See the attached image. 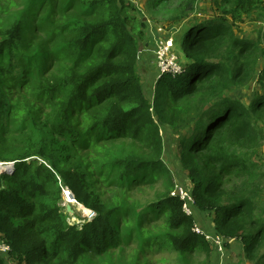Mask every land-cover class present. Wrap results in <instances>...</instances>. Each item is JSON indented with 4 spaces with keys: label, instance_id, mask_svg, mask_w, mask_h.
Segmentation results:
<instances>
[{
    "label": "trees",
    "instance_id": "obj_1",
    "mask_svg": "<svg viewBox=\"0 0 264 264\" xmlns=\"http://www.w3.org/2000/svg\"><path fill=\"white\" fill-rule=\"evenodd\" d=\"M196 1L189 0L170 18L172 23L188 21ZM67 2L80 7L82 19L51 25L49 37L55 36L52 40L60 45L48 54L68 60L70 67L55 80L39 82L28 107L11 100V88L28 86L33 72L48 70L50 60L40 67L42 52L27 53L20 47L21 18L4 32L0 44V162L13 163L12 172H0V240L10 247L0 264H80L87 256L114 249L132 232L144 241L145 252L152 246H172L180 264H187L186 254L207 252L206 240L193 232L194 220L183 213L179 197L168 191L144 205L131 225L119 213L132 208H125L123 201L122 206L109 205L95 192L99 182L93 181L92 166L85 160L73 162L74 152L83 151V145L95 149L98 140L139 141L143 147L104 163L105 168H117L120 184L129 189L143 180L146 169L164 170L160 129L166 127L176 136L178 163L192 183L193 207L212 213L214 230L226 241L242 244L248 264H264V174L252 159L262 135L258 122L264 126V94H256L248 107L230 96L248 88L254 78L264 87V50L259 49L264 32L258 40L240 39L236 22L227 19L243 16L263 22L264 0H219V18L189 20L179 42L183 72L162 75L152 100L144 95L135 71L144 38V24L132 14L135 7L128 0ZM45 4L51 0L33 5ZM40 98L50 104L42 125L25 138L12 137V122L23 114L22 122L34 118ZM87 137L91 141L83 143ZM146 151L151 159L139 153ZM33 156L37 159L26 161ZM39 158L47 159L75 199L95 212L91 221L80 227L67 224L57 205L55 177ZM157 212L155 222L164 233L149 235L142 223Z\"/></svg>",
    "mask_w": 264,
    "mask_h": 264
},
{
    "label": "rangeland",
    "instance_id": "obj_2",
    "mask_svg": "<svg viewBox=\"0 0 264 264\" xmlns=\"http://www.w3.org/2000/svg\"><path fill=\"white\" fill-rule=\"evenodd\" d=\"M35 1L0 0V44L6 38L4 32L8 30L12 23L19 21L21 18L20 27L22 28V34L20 47L27 53L39 49L42 52L38 57V65L40 67L46 65L50 60L48 70H44L41 73L33 72L28 86H19L18 91H14L11 88V100L22 107L30 105V102L36 95L35 90L39 82L55 80L70 67L68 60L58 59L56 55L49 56L48 54V51H53L51 54L56 53L54 47L59 42L52 40L55 36H51V39L49 37L51 35H49L51 25H56L59 22L64 24L73 19L80 20L83 16L80 7L76 4H67V0H51L49 6L45 4L41 8L38 5H33ZM128 1L136 9L132 14L144 24V38L138 44V59L135 71L144 95L152 100L157 81L159 80V56L157 53L166 50L167 55L172 57L175 63L183 65L184 60L180 53L179 42L188 21L193 18L199 21L219 18L223 6L219 0H197L194 5V12L188 16L189 20L187 21L186 18H183L176 24H173L170 18L178 15L189 0ZM227 19L231 23L236 22L234 28L236 35L240 39L258 40V38H262L264 30L261 33V28H264L262 25L264 20L260 22L254 17L248 18L243 16L240 20L238 18L232 19L230 16ZM28 24L29 27L25 30L24 27ZM26 31L27 34L25 33ZM59 45L60 42L57 46ZM259 49L261 52L264 50L263 38L259 42ZM44 56L46 58H42ZM52 58H56V60H53L54 62L51 63ZM261 61L262 58L258 64L259 69L263 67ZM83 65H80V67H83ZM256 94H264V87L257 85L254 78L253 83L248 88L241 91H233L230 93V96L235 97L241 104L248 107L252 104ZM38 103L41 107L40 112L36 116L34 115V118L28 116L25 122H22V118L26 117L23 114L17 121L12 122V137L25 138L37 126L42 125V122L45 120L44 115L48 112L47 106L50 104L46 101L44 102L41 98L38 100ZM257 126L262 129V135L259 136L260 146L252 159L257 164L259 171H262L264 174V126L262 122H258ZM160 133L163 143L160 156L163 161L164 170L146 169L147 172L143 180L140 183L133 184L129 189L120 184L117 168H105L104 163L116 155L124 152H133L143 147L139 141L130 139L98 140L93 145L95 149L90 150L89 145H83V147H80L83 151L79 153L74 152L75 159L73 162L85 160L86 165L92 166L94 171L93 181L99 182V185H96L95 192L97 194L101 192L102 196L109 200V205L113 203L122 206L124 202L125 208H132L127 214L119 213L120 216L129 219L131 225L136 224L138 213L142 212L144 205L152 203L168 191H170V194H174V196L179 195L181 197L182 193L186 196V199L189 198L191 204L186 203L185 210L182 211L186 216L194 220L193 232L204 237L209 250L207 252L199 250L190 255L186 254L185 259L187 264H248L242 254V244L239 241H226L223 236L217 234L214 230L212 213L199 212L193 207L192 183L187 171L178 163L179 147L176 136L172 134L168 127L161 128ZM82 140L84 141L83 143H87L91 141V138L87 137ZM33 143H36V140H33ZM139 153H144L143 156L147 159L152 158V153L148 151ZM32 159L37 158L33 156L26 161ZM38 161H41L40 163L55 177L56 187L59 191V202L57 205L67 224L80 227L82 224L91 221L96 216L95 212L83 206L75 199L71 190L66 186L47 159L39 158ZM6 165L11 166L9 173L10 171L12 172L13 163L10 162H0V170L5 168ZM99 172H101L102 177L98 175ZM148 177H152V179L146 181L145 179ZM127 183L131 184L130 182ZM262 203L261 205L264 208V193ZM158 214L159 212H157V215L155 213L149 214L148 218L142 223V227L145 228L146 233L149 235L164 233L159 230L155 222ZM158 224L160 225V223ZM143 242L141 237H136V234L132 232L129 237H124L121 242L115 244L116 247L114 249H110L99 257L93 258L87 256L84 262L82 261L80 264H180V254L172 246H163L162 250H158L156 246H152L150 252H145L141 248Z\"/></svg>",
    "mask_w": 264,
    "mask_h": 264
},
{
    "label": "built area",
    "instance_id": "obj_3",
    "mask_svg": "<svg viewBox=\"0 0 264 264\" xmlns=\"http://www.w3.org/2000/svg\"><path fill=\"white\" fill-rule=\"evenodd\" d=\"M262 25L264 26V22ZM166 52H167L166 50H162V51L157 53V55L159 56L158 57V60H159V62H158L159 63V69H158L159 78L162 75H167V74L172 75L174 77V76L180 75L183 72V66L175 63L173 61V58L169 57ZM10 167H11L10 165H7V166H5V168L0 170V172L9 173ZM172 195H174V194H172ZM179 198L183 202L182 208H183V210H185L186 203L191 204V200H189V198L186 199V196H184L182 193H181V197L179 196ZM193 231H194V229H193ZM9 253H10V247L4 241L0 240V257L3 259H6V258H8Z\"/></svg>",
    "mask_w": 264,
    "mask_h": 264
},
{
    "label": "bare ground",
    "instance_id": "obj_4",
    "mask_svg": "<svg viewBox=\"0 0 264 264\" xmlns=\"http://www.w3.org/2000/svg\"><path fill=\"white\" fill-rule=\"evenodd\" d=\"M7 166V165H6ZM177 197H179L178 195H177Z\"/></svg>",
    "mask_w": 264,
    "mask_h": 264
},
{
    "label": "crops",
    "instance_id": "obj_5",
    "mask_svg": "<svg viewBox=\"0 0 264 264\" xmlns=\"http://www.w3.org/2000/svg\"><path fill=\"white\" fill-rule=\"evenodd\" d=\"M182 57V56H181ZM182 59H183V57H182Z\"/></svg>",
    "mask_w": 264,
    "mask_h": 264
}]
</instances>
